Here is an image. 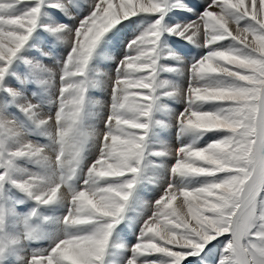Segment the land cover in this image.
I'll return each mask as SVG.
<instances>
[{
    "label": "snow or ice",
    "instance_id": "1",
    "mask_svg": "<svg viewBox=\"0 0 264 264\" xmlns=\"http://www.w3.org/2000/svg\"><path fill=\"white\" fill-rule=\"evenodd\" d=\"M11 6L0 3V9ZM164 11L161 0H97L91 15L75 29L72 49L60 75L58 110L52 125L58 145L54 159L30 142H23L9 156L38 157L54 168L74 171L83 143L78 125L85 92V81L77 78L85 75L95 47L112 27L138 13L156 15ZM39 12V7L34 6L21 15H0V80L6 65L36 27ZM242 18L253 26H242ZM160 23V19L156 20L149 30L130 41L127 49L134 51L117 66L120 75L113 82L110 115L105 121L107 131L99 138L97 159L89 165L88 179L84 181L88 187L72 196L69 213L64 217V223L73 227L110 222L102 223L92 233L60 240L49 254L32 256L29 264H97L104 253L114 222L129 199L128 190L134 186L133 181H116L138 172L133 162H140L144 139L141 133L147 127L139 117H147L151 108ZM189 28L186 38L202 35L204 47L225 39L241 47L211 50L190 66V83L185 90L189 107L181 113L180 122L188 129L225 130L228 134L204 148H179L170 171L179 176H225L195 189H177L170 184L156 201V211L145 221L143 238L133 251L140 256L162 254L172 258L170 264H182L206 243L227 234L230 239L217 264H264V0H211L197 22L184 31ZM217 75L231 78V82L198 83ZM213 101L227 102L228 106L219 111L193 107ZM33 108L27 104L21 110L34 116ZM52 120L48 117L40 123ZM17 136L14 122L0 120V168L8 172L13 171V163L4 158V137ZM4 179L5 174H0V181ZM98 181L108 183L99 186ZM14 183L29 195L38 187L34 198L45 204L55 200L61 188L59 183H45L35 176ZM174 201L177 207H173ZM3 219L0 212V224ZM128 264L137 261L129 259Z\"/></svg>",
    "mask_w": 264,
    "mask_h": 264
},
{
    "label": "rangeland",
    "instance_id": "2",
    "mask_svg": "<svg viewBox=\"0 0 264 264\" xmlns=\"http://www.w3.org/2000/svg\"><path fill=\"white\" fill-rule=\"evenodd\" d=\"M180 1L183 0H161L165 9L163 13L156 15L138 13L124 19L105 33L98 42L89 59L85 75L77 78L85 81L78 125L83 133V143L78 164L74 171L68 172L40 162L38 157L17 158L10 157L9 153L19 148L23 142H30L42 148L54 159L58 145L52 135L54 131L52 125L58 110L60 75L72 49L75 29L91 15L97 0H23L19 3L17 0H0L2 4L12 5L0 9V15L3 16L21 15L34 6L40 9L36 27L24 46L6 65L5 74L0 80V120L14 122L19 131L17 137H4V158L12 160L13 171L8 172L7 168H0V174H5V179L0 181V212L4 210L7 213H24L23 227L17 226L19 229L16 232L19 233H15L17 241L20 237L23 238V242L26 241L25 255L22 256L24 262L30 260L32 256L49 254L62 239L92 233L102 223L110 222L104 220L73 227L64 223V217L69 213L72 196L82 188L88 187L84 181L88 179L89 165L97 159L100 151L99 138L107 131L105 121L110 115L113 82L120 75L117 66L126 55L134 51L127 49L129 42L149 30L158 19L161 22V35L156 49L157 65L154 88L150 93L151 108L147 117H139L147 127L141 133L144 139L141 141L140 162L138 164L133 162L138 172L116 181L118 183L133 181L134 186L128 190L129 199L125 202L123 212L114 222L104 253L97 264H128L129 259H135L137 264L150 262L170 264L171 257L162 254L140 256L133 251L134 246L143 238L142 229L145 221L156 211V201L170 184L177 189H195L224 178L223 173L213 176H179L170 171L176 162V152L179 148L184 146L204 148L210 142L222 139L228 134L225 130L188 129L180 122L181 113L189 107L185 90L190 83V66L195 65L210 50H236L241 47L231 39L210 44L208 47L203 46L202 35L187 39L191 29L188 31L184 29L197 22L211 0L183 1L188 6L181 4ZM176 10L184 15L175 16L176 19L180 18L178 20L174 18ZM239 23L242 26H253L244 18L240 19ZM167 29L174 31L169 32ZM180 32H183V35L177 34ZM168 39L177 40V43L191 47L190 49L186 47L188 52L199 51L198 56L191 59L188 53H185L178 57L170 50L172 47L168 48ZM195 47L197 49H194ZM0 66H3L2 62ZM230 82L231 78L223 75L210 76L198 81L208 85H224ZM12 92L17 95H12ZM27 104L34 106V116L21 110L22 106ZM227 106V102L219 101L193 105L201 111H219ZM48 117L53 120L48 124L40 123ZM30 176L39 177L45 183L51 180L53 185L59 183L61 188L56 199L47 204L37 201L34 197L39 191L38 187L33 188L32 194L29 195L14 183L24 181ZM97 183L103 186L108 181ZM177 203L174 201L173 207H177ZM28 220L35 221L33 228L27 225ZM120 232H127V235L123 237ZM53 234L54 237H47ZM229 239L227 234L214 238L196 255L188 256L182 264H217L221 250ZM14 242L16 243V241L8 243L11 250L19 246L21 248L23 245L20 243L16 245ZM4 251L3 255L8 254L6 249ZM9 257L11 258V255ZM3 260L7 264L6 256Z\"/></svg>",
    "mask_w": 264,
    "mask_h": 264
},
{
    "label": "bare ground",
    "instance_id": "3",
    "mask_svg": "<svg viewBox=\"0 0 264 264\" xmlns=\"http://www.w3.org/2000/svg\"><path fill=\"white\" fill-rule=\"evenodd\" d=\"M235 29V28H234ZM233 29V30H234ZM2 213H3V217H4V219H3V223L2 224H0V245L2 244V243H13V241H16V243L14 242V244H16V245H19L18 243V241H17V237H16V235H15V233H19V231L18 232H16L18 229L16 228L17 226H19V227H21L23 224H22V222H23V217H24V213H19V212H16V213H13V212H11L12 213V216H11V213L10 212H5L4 210H2ZM14 218H15V220H14ZM17 220V221H16ZM23 227V226H22ZM14 228L16 229V230H14ZM15 231V232H14ZM23 231V230H22ZM21 231V232H22ZM21 235V234H20ZM36 241V240H35ZM33 246V245H32ZM11 250V249H10ZM7 251V250H6ZM8 252V251H7ZM13 252H15L14 254H16V258L17 259H21L22 261H23V258H22V256L23 255H20L19 254V252H18V247H17V250L16 251H13ZM4 253H5V251H4ZM10 255V254H9ZM34 255V254H33ZM4 256H6L7 257V254H5V255H3V258H4ZM5 260V259H4ZM3 260V261H4ZM29 261V259L26 261V262H28ZM5 264H6V262H4ZM29 264V263H28Z\"/></svg>",
    "mask_w": 264,
    "mask_h": 264
}]
</instances>
